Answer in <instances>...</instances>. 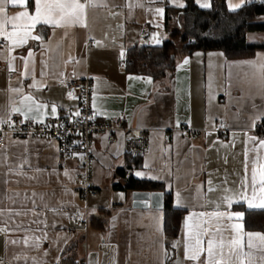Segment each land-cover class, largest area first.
<instances>
[{"label": "crops", "instance_id": "0c3cea01", "mask_svg": "<svg viewBox=\"0 0 264 264\" xmlns=\"http://www.w3.org/2000/svg\"><path fill=\"white\" fill-rule=\"evenodd\" d=\"M193 1L208 9L215 0ZM185 2L95 0L83 26L37 25L32 35L41 39L16 45L0 37L5 43L0 48V122L9 114L25 119L24 113L25 120L42 124L76 109L57 81L87 74L94 120L120 116L126 126L146 130L148 138L140 167L128 170L129 133H117L112 143L104 135L93 136L92 183L98 194L88 201L87 232L70 234L76 215L83 214L76 181L79 160L60 157L52 138L5 136L0 148V264H203L206 252L199 262L185 259L186 221L209 230L202 236L205 248L211 234L217 242L235 237L231 225L236 222L244 233L264 235V230L245 226L246 211L264 208H249L244 198L252 197L253 165L259 169L264 164V49L244 59L195 49L177 57L173 70L156 79L125 69L132 48L159 46L170 38L165 9ZM248 3L225 0L230 12ZM28 9L34 13L35 0H29ZM20 10L6 7L10 16ZM254 33L264 34L249 33L247 42L263 44L248 41ZM220 122L229 130L225 139L211 131ZM185 129L200 133L191 140ZM131 177L156 182L170 195L179 213L175 236L165 234L163 209L132 207L134 191L121 188ZM258 190L259 175L257 204ZM225 196L232 199L230 206ZM216 211L232 214V220L218 222L210 215ZM218 223L228 227L217 232ZM248 243L244 235L242 250L250 255L243 264H264V244L256 238L251 248Z\"/></svg>", "mask_w": 264, "mask_h": 264}, {"label": "trees", "instance_id": "16d2710c", "mask_svg": "<svg viewBox=\"0 0 264 264\" xmlns=\"http://www.w3.org/2000/svg\"><path fill=\"white\" fill-rule=\"evenodd\" d=\"M180 16V25L177 17ZM264 0H250L240 9L230 12L225 0H215L208 9L199 8L193 0H186L180 8L165 9L164 27L171 29L170 38L159 46H135L125 56V69L128 73L146 75L154 79L171 72L177 57L189 54L195 49L219 50L226 59H244L251 57L257 50L264 49L263 44L248 43L246 37L252 32H264ZM193 39L194 43L189 40ZM180 44V47L176 43ZM128 170L140 167L141 157L127 156ZM125 171V170H124ZM123 190L161 192L160 184L128 178ZM165 234L176 235L177 214L172 206L171 197L164 194ZM247 229L264 230V211L245 212Z\"/></svg>", "mask_w": 264, "mask_h": 264}, {"label": "built area", "instance_id": "2783aa9c", "mask_svg": "<svg viewBox=\"0 0 264 264\" xmlns=\"http://www.w3.org/2000/svg\"><path fill=\"white\" fill-rule=\"evenodd\" d=\"M83 1L86 2V0ZM141 39H146L145 33L141 35ZM189 42L194 43V40L190 39ZM4 44L0 38V48ZM57 82L58 85H64L67 88V98L76 104V109L64 110L42 124L25 120L17 114H9L3 122H0V148L4 145L5 136L52 138L58 142L60 157L79 160L80 168L76 181L79 185L83 214L76 215L74 219L76 228H71L68 232L72 234L79 229L85 234L89 228L88 201L98 194V189L92 183L93 136L104 135L107 141L112 143L117 133H129L131 138L126 144L125 152L131 156L142 157L148 146L147 131L126 126L124 119L120 116L105 122L95 121L91 109V81L87 74L83 77L61 78ZM211 131L217 133L222 139H225L229 132L221 122L216 123ZM183 132L188 134L191 140H195L200 133L187 129Z\"/></svg>", "mask_w": 264, "mask_h": 264}, {"label": "snow or ice", "instance_id": "6c2138e0", "mask_svg": "<svg viewBox=\"0 0 264 264\" xmlns=\"http://www.w3.org/2000/svg\"><path fill=\"white\" fill-rule=\"evenodd\" d=\"M29 0H0V37L11 42L13 45L23 44L28 39H41L39 36L32 35V30L37 27V25H50L56 28H67L69 26H74L77 24L84 25L86 10L88 7H95V0H86V2L81 3V0H35V11L30 13L28 9ZM11 5L14 8L21 9L17 11L14 15H8L6 7ZM206 6V5H204ZM232 6L230 5V8ZM238 7V5H237ZM157 12H161V9H157ZM11 26V31L8 30ZM31 55V53H29ZM123 55V53L121 54ZM199 55V53L197 54ZM184 63H188L187 60ZM71 96V94H69ZM25 99H31L26 97ZM13 111H19L18 109H13ZM53 114L56 113V108L52 109ZM24 118L27 119V115ZM79 113H77L78 115ZM264 146V141L260 142ZM138 175H140L138 173ZM257 175H259V203L257 204ZM241 195H244L242 192ZM245 200L248 201L249 208L260 207L264 208V164L257 166L254 164L252 169V197L249 199L244 195ZM227 201L230 206L232 199L225 196L223 198ZM219 207V206H218ZM199 215H208L205 213H200ZM210 215L217 218L218 222L223 221L225 217L230 221L232 220V214L216 211ZM235 216L239 218L240 213H235ZM186 226L189 228V238L184 246V256L186 260L199 262L201 256L206 252V258L203 264H235V261H240L243 264V259L245 256L250 254L244 253L242 250V241L244 235L248 237V246L252 247L253 238L258 239L264 244V235L260 233H244L242 225L239 222L233 223L231 225L232 231L236 233V236L225 242L223 237L217 242L215 239V234H211V238L207 240V247L203 246L202 236L209 234L208 229H202L198 225L193 228L191 225ZM227 228L228 225L217 224V232L221 231V228ZM194 240V243L191 241ZM227 248V252H225ZM235 258V260L233 259Z\"/></svg>", "mask_w": 264, "mask_h": 264}, {"label": "water", "instance_id": "95a60500", "mask_svg": "<svg viewBox=\"0 0 264 264\" xmlns=\"http://www.w3.org/2000/svg\"><path fill=\"white\" fill-rule=\"evenodd\" d=\"M164 193L163 192H148L134 191L132 192V207L133 208H152L163 209Z\"/></svg>", "mask_w": 264, "mask_h": 264}, {"label": "rangeland", "instance_id": "374dc122", "mask_svg": "<svg viewBox=\"0 0 264 264\" xmlns=\"http://www.w3.org/2000/svg\"><path fill=\"white\" fill-rule=\"evenodd\" d=\"M249 42H264V34H251L248 36Z\"/></svg>", "mask_w": 264, "mask_h": 264}]
</instances>
